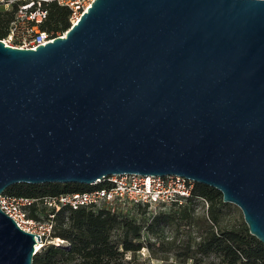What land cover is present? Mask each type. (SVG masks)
<instances>
[{
  "label": "water",
  "instance_id": "1",
  "mask_svg": "<svg viewBox=\"0 0 264 264\" xmlns=\"http://www.w3.org/2000/svg\"><path fill=\"white\" fill-rule=\"evenodd\" d=\"M177 174L264 243V0H93L36 48L0 39V195ZM0 207V264L40 240Z\"/></svg>",
  "mask_w": 264,
  "mask_h": 264
},
{
  "label": "trees",
  "instance_id": "2",
  "mask_svg": "<svg viewBox=\"0 0 264 264\" xmlns=\"http://www.w3.org/2000/svg\"><path fill=\"white\" fill-rule=\"evenodd\" d=\"M50 16L46 22L49 29L65 31L71 26L68 7L57 3L49 4ZM14 12L0 7V39L6 34ZM104 182L87 185L77 182L39 183L19 182L9 186L6 192L12 195L40 196L65 192L87 191L103 186ZM208 201L207 222L210 230L202 236L194 248L190 247L191 258L196 262L198 255H215L221 264H264V243L251 234L248 225L243 230L220 228L223 209L228 206L218 189L196 182L194 194L179 205L182 217L194 215L193 204ZM204 202V201H203ZM159 212L147 225L120 211L100 209L94 211L86 206L77 209L62 208L56 215L58 236L67 244H45L33 256V264H133L137 251L144 246L151 248L155 242L142 240L143 230L156 233L161 224L170 217H178ZM218 227V230L214 229ZM131 252L130 256L127 253Z\"/></svg>",
  "mask_w": 264,
  "mask_h": 264
},
{
  "label": "built area",
  "instance_id": "3",
  "mask_svg": "<svg viewBox=\"0 0 264 264\" xmlns=\"http://www.w3.org/2000/svg\"><path fill=\"white\" fill-rule=\"evenodd\" d=\"M93 0H0V7L13 10L14 15L6 34L1 38L6 45L36 48L50 42L66 31L49 29V4L57 3L71 10L74 23ZM103 186L87 191L44 194L40 196L0 195V207L26 231L40 235L41 246L61 244L62 238L54 236L56 215L64 207L73 209L86 206L94 211L109 209L119 211L126 204L158 208L164 204H181L194 194L196 182L177 174L143 175L139 173L113 174L96 184ZM208 206V201L203 198ZM35 234L36 238L38 236ZM36 250H40L37 248Z\"/></svg>",
  "mask_w": 264,
  "mask_h": 264
},
{
  "label": "rangeland",
  "instance_id": "4",
  "mask_svg": "<svg viewBox=\"0 0 264 264\" xmlns=\"http://www.w3.org/2000/svg\"><path fill=\"white\" fill-rule=\"evenodd\" d=\"M70 21L72 25L73 22L71 19ZM226 203H228V206L223 209L219 224L220 228L243 230L247 223L241 208L234 203ZM192 207H195L194 215L187 218L182 217V213H178L181 207L174 204H164L158 208H147L134 204L122 206L119 209L120 212L134 217L138 221H143L146 225L159 212L171 216L175 214L178 217V221L173 220L172 217L164 221L155 234L149 232L146 228L143 230L142 240L145 243L153 241L155 244L151 248L144 246L137 251V258L133 264H221L220 259L213 254L203 257L198 255V262L188 256L191 252L189 246L194 248L197 242L202 239V236L207 234L211 228L206 220L208 215L206 203L203 201L197 202ZM214 229L218 230V227L214 226ZM62 240L61 244L68 243L67 240L63 238ZM127 254L130 256L132 253Z\"/></svg>",
  "mask_w": 264,
  "mask_h": 264
},
{
  "label": "bare ground",
  "instance_id": "5",
  "mask_svg": "<svg viewBox=\"0 0 264 264\" xmlns=\"http://www.w3.org/2000/svg\"><path fill=\"white\" fill-rule=\"evenodd\" d=\"M76 20H77V19H75V21H76ZM75 21H74V22H75ZM41 244H42L41 242H39V243L37 244V248H38V249L42 247Z\"/></svg>",
  "mask_w": 264,
  "mask_h": 264
}]
</instances>
